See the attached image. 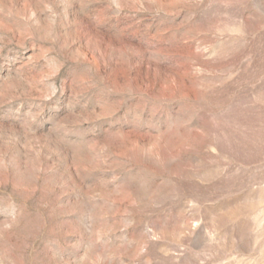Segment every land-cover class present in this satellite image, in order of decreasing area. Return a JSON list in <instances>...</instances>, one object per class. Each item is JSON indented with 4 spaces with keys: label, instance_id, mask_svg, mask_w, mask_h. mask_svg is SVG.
Instances as JSON below:
<instances>
[{
    "label": "rangeland",
    "instance_id": "374dc122",
    "mask_svg": "<svg viewBox=\"0 0 264 264\" xmlns=\"http://www.w3.org/2000/svg\"><path fill=\"white\" fill-rule=\"evenodd\" d=\"M0 264H264V0H0Z\"/></svg>",
    "mask_w": 264,
    "mask_h": 264
}]
</instances>
